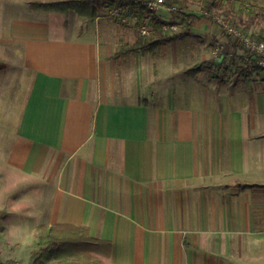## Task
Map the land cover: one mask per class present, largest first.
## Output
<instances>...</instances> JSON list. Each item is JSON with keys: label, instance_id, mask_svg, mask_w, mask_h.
Here are the masks:
<instances>
[{"label": "crops", "instance_id": "crops-1", "mask_svg": "<svg viewBox=\"0 0 264 264\" xmlns=\"http://www.w3.org/2000/svg\"><path fill=\"white\" fill-rule=\"evenodd\" d=\"M33 1L53 0H0V57L17 60L14 92L25 91L13 130L0 125V251L31 264L39 227L62 224L101 241L106 264H264V75L189 72L235 48L230 36L208 16L183 24L158 72L120 99L106 95L108 67L136 28L113 34L100 14ZM242 1L230 18L255 10L260 26L264 0Z\"/></svg>", "mask_w": 264, "mask_h": 264}, {"label": "trees", "instance_id": "trees-1", "mask_svg": "<svg viewBox=\"0 0 264 264\" xmlns=\"http://www.w3.org/2000/svg\"><path fill=\"white\" fill-rule=\"evenodd\" d=\"M100 1L101 0L33 1L31 2V7L34 9L63 13L74 12L79 16L94 19L99 15ZM123 1L134 3L136 0H111L110 4L114 5ZM186 2L187 0L181 1V6H185ZM222 2L223 0H201L204 13L188 14L185 11H180L173 13V17L180 19L186 28H189L195 20L204 16L209 17L210 14L213 13H221L229 17L230 12L226 9L223 12H218L221 10ZM248 2L247 0H243L241 6L248 9V7H246ZM249 9L253 8L249 7ZM238 14L241 16L242 10ZM255 15V10H249V17L245 22L241 21L240 24H237L236 20H231V22L242 31L248 33L255 22ZM259 36L264 39V31L260 32ZM176 37L177 35H164L161 29H158L156 34L152 36L139 35L134 43L122 42L116 57L120 58L132 53L155 54L164 44L173 41ZM233 45L235 48L238 47L236 43ZM6 67L7 64L0 61V71ZM216 68H225L228 70V67L215 66L213 61H206L196 65L189 70V72L196 74L206 69L213 72ZM261 72L262 71L259 70L257 74H261ZM240 73L246 81H249L254 74L253 72L242 69H240ZM37 242L39 248L32 253L31 264H106L95 255L101 248L102 242L92 238L84 227L62 224L42 225L39 227Z\"/></svg>", "mask_w": 264, "mask_h": 264}, {"label": "rangeland", "instance_id": "rangeland-1", "mask_svg": "<svg viewBox=\"0 0 264 264\" xmlns=\"http://www.w3.org/2000/svg\"><path fill=\"white\" fill-rule=\"evenodd\" d=\"M111 0H101L100 1V9H99V14L101 16L100 22H105L108 28L110 29V32L113 34L115 31L113 30L115 27H121L124 26L125 24L119 23L117 19L110 17L108 15L109 8L111 7L110 4ZM228 5H233L231 4L230 0H223L222 2V7L221 11L218 12H223ZM188 8L193 10L196 14H202V4L201 0H193L188 3ZM232 8V7H231ZM144 13V12H143ZM142 13V14H143ZM237 13V11H236ZM235 13V14H236ZM147 16V13H145ZM145 14H143L145 16ZM238 15V14H237ZM237 15H231L228 17L230 20H236L237 23H241L242 21V16ZM247 16V15H246ZM148 17H144V21H148ZM76 20L74 21V26H76L77 23L83 21V18H80L78 16L75 17ZM248 19V18H247ZM260 26H251L250 32H255V33H260L264 31V20H259ZM132 25H125V27ZM184 29V27H183ZM135 31L138 32L136 29ZM122 42H126L125 40H122L119 43V48ZM166 44H164L160 49L156 51L155 54H142V53H132L133 55L135 54H140L142 56H150L146 57L145 59L140 58L137 63L133 59H128V55L122 57V61H120L119 57H116L118 52L114 55V59L111 60L110 66L108 67V75H107V83H106V95L110 96L112 95L115 98H120V99H134V93H137L138 89V83H140V79L145 80L147 78V74L150 71L151 74L157 73L158 72V67H161L163 65V60H162V53H163V48ZM118 48V51H119ZM168 49V47H167ZM3 51L4 54L8 53V49L6 46H4L3 43L0 42V52ZM166 51V48H165ZM1 55V54H0ZM131 54H129L130 56ZM10 61L7 62L8 60L6 58H1L0 61H6L9 64V69L6 70L5 72L0 74V120L4 122L5 124H10L13 130V127L16 125L17 118L20 114V109H21V104L24 96V89H19V92H14L17 87L20 86L19 80H21V76L18 78L16 75V71L12 67H15L17 65V60L15 59H9ZM149 73V74H150ZM261 75H264L263 72H261ZM26 90V89H25ZM15 94V95H14ZM14 96V98H13ZM10 105V106H9ZM19 111V114L17 112ZM7 150V142L3 143L2 146V152H5ZM16 180V179H15ZM19 185H15L11 189L12 196L17 195L19 193ZM11 221H13V215L10 214L9 217ZM14 246H10L4 248V250L0 251V264H22V262L18 259H11L14 258V256L20 253H23L21 249H15L13 248ZM13 248V250H11Z\"/></svg>", "mask_w": 264, "mask_h": 264}, {"label": "built area", "instance_id": "built-area-1", "mask_svg": "<svg viewBox=\"0 0 264 264\" xmlns=\"http://www.w3.org/2000/svg\"><path fill=\"white\" fill-rule=\"evenodd\" d=\"M181 1L184 0H136L134 3L123 1L111 5L108 15L117 19L119 23L134 26L139 35L152 36L161 29L164 35L174 36L183 31V23L173 17V13L188 11V3L193 0H187L185 6H181ZM252 6L251 2L246 5L248 8ZM161 12H166L168 16L155 17ZM142 13L149 16L147 22L143 20L147 17L146 14L144 16ZM209 17L238 45L237 48L216 46L212 52L215 65L234 70L242 69L255 74L261 70L264 73V39L260 38L259 33L242 31L221 13H213Z\"/></svg>", "mask_w": 264, "mask_h": 264}]
</instances>
